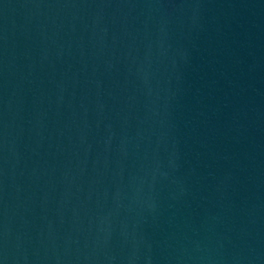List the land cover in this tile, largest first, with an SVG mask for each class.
<instances>
[{"label": "water", "instance_id": "water-1", "mask_svg": "<svg viewBox=\"0 0 264 264\" xmlns=\"http://www.w3.org/2000/svg\"><path fill=\"white\" fill-rule=\"evenodd\" d=\"M0 264H264V0H0Z\"/></svg>", "mask_w": 264, "mask_h": 264}]
</instances>
